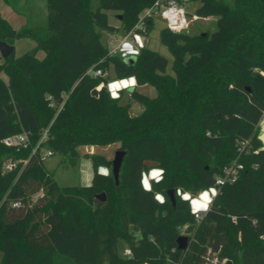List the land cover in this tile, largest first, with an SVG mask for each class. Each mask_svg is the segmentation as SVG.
<instances>
[{
    "label": "trees",
    "instance_id": "trees-1",
    "mask_svg": "<svg viewBox=\"0 0 264 264\" xmlns=\"http://www.w3.org/2000/svg\"><path fill=\"white\" fill-rule=\"evenodd\" d=\"M157 1L165 2L6 0L27 23L15 29L0 15V40L36 44L0 62V264H264V0H178L198 2L188 16L213 17L216 29L163 27L172 62L146 45L134 62L111 53L105 33L147 34L155 15L146 16V29L136 25ZM110 70L157 94L133 87L114 98ZM132 100L141 113H131ZM24 132L27 146L5 144ZM113 143L126 151L119 183L102 154H84L93 165L91 187L62 186L45 164L47 150L68 160L80 157L79 146ZM155 168L163 178L146 191L142 174ZM213 187L197 220L177 190L193 198ZM181 228L186 248L178 246Z\"/></svg>",
    "mask_w": 264,
    "mask_h": 264
},
{
    "label": "rangeland",
    "instance_id": "rangeland-1",
    "mask_svg": "<svg viewBox=\"0 0 264 264\" xmlns=\"http://www.w3.org/2000/svg\"><path fill=\"white\" fill-rule=\"evenodd\" d=\"M33 1H35V0H33ZM183 5H184L187 12L193 14V13H195L196 7L199 5V3L198 2L185 1L183 3ZM41 6L44 7L42 4H41ZM111 20L114 23H117V24L119 23V20L112 14H111ZM153 22H154L153 26L149 29L147 34H145V33L144 34L139 33V34L143 35L144 37H147V39L149 40L147 44L149 45L150 48L157 50L161 54L167 56L169 58L170 62H172V59H173L172 54H171L169 48L161 42V38H160V31L163 27L166 26V21L160 15H157L154 17ZM215 29H216L215 19L202 18L201 17L199 19L193 20L191 22L189 28L186 30V32L195 34V33H200L202 31H206V30L213 31ZM138 37H132L133 42L130 39L126 43H128V44L132 43L136 48L137 47L140 48L139 44L141 42L138 39L136 40V38H138ZM110 38H111V36L108 33H105L104 41L109 42ZM15 44H16L15 45V55L20 56L23 53H25L26 51L32 49L35 46L36 42L31 38H21V39H17ZM124 44L121 46L119 54H123ZM129 56H131V55H127V57H129ZM169 70L172 71L171 65L169 66ZM112 74H113V71H111V74H110L112 82H115V80H117V81L118 80H126V81L128 80V78H124V79L114 78ZM3 77L5 79H7V76H3ZM111 84H113V83H110V85ZM140 91L143 93H146L148 95H151V96L156 95L155 87L152 85H149V84H146L145 88L140 89ZM113 92H115V91H113ZM132 104L133 105L131 107V113L133 115L139 114L141 111L136 109L137 107L135 106V104L139 105V107H141L142 104L135 101V100H132ZM260 137L264 143V118L260 122ZM119 147H120V143H113V144H107V145H101V144L82 145V146H79V148H78V150L80 152V157L78 158L79 160L76 163L71 162L69 159L65 160L61 154H52V155L48 156V158L45 161V164L50 171L54 172L55 178L57 179V181L60 185H62V186L85 185L84 180H83V173H84L83 162H84L85 156L83 154L88 153V152H93L96 154L105 155L109 159H113L115 156L116 150L119 149ZM90 148H91V151H90ZM11 162H14V161L11 160L8 163H11ZM211 189L216 190V188L213 187V188L208 189L210 195H211V191H210ZM179 192L182 194V196L185 193H187L190 197L192 196V193L189 191H186V192L179 191ZM199 196L200 195H198L197 197H193L192 199H197ZM201 212H205V211H201ZM181 232L183 234H185L184 228H181ZM122 245L123 246L125 245L124 241L122 242Z\"/></svg>",
    "mask_w": 264,
    "mask_h": 264
},
{
    "label": "built area",
    "instance_id": "built-area-1",
    "mask_svg": "<svg viewBox=\"0 0 264 264\" xmlns=\"http://www.w3.org/2000/svg\"><path fill=\"white\" fill-rule=\"evenodd\" d=\"M148 15H160L165 21L166 25L175 32H183L186 31L191 22L195 19L200 18L197 15H194L190 18L187 14V11L183 4H181L178 0H165V2L157 1L151 7L146 8L142 13V18L137 23L136 28L144 30L147 28V20L146 16ZM135 30L129 31L125 35L117 36L116 34H111L112 38L109 40L110 52L113 54L119 53L121 46L130 40L135 34H137ZM93 75H101L103 74L101 69H90L89 71ZM48 129L44 130L43 137L40 140L37 147L34 148L33 152H35L40 145V143L46 138ZM6 145L9 146H27L30 142L29 133L24 132L14 136H9L4 139ZM46 155H51L52 150H47ZM15 165V162H11L7 164V168H11ZM222 182V178H218L217 184ZM19 203H14V205H18ZM204 212L195 213V217L197 220L201 219ZM125 254L131 255V250L126 248L124 250ZM214 264H221L217 260H215Z\"/></svg>",
    "mask_w": 264,
    "mask_h": 264
},
{
    "label": "crops",
    "instance_id": "crops-1",
    "mask_svg": "<svg viewBox=\"0 0 264 264\" xmlns=\"http://www.w3.org/2000/svg\"><path fill=\"white\" fill-rule=\"evenodd\" d=\"M46 11V10H45ZM0 15H1V17L2 18H4L6 21H8L11 25H12V27L13 28H15V29H19L20 27H22L23 25H25L26 23H27V18H26V16L25 15H23V14H20V13H18L17 11H15L14 9H13V7H11L7 2H6V0H0ZM207 18H211V19H214L213 17H207ZM199 19V18H198ZM112 21V20H111ZM113 22V21H112ZM119 24V23H118ZM117 36H121L120 34H116ZM111 36V38H112V35H110ZM139 36V37H138ZM133 37H138L139 38V40H140V44H139V47H141V46H149L147 43H148V39H147V37H144L143 35H140L139 33H137V34H135ZM110 38V39H111ZM109 39V40H110ZM131 39V41L133 42V40H132V37L130 38ZM136 40H137V38H136ZM16 43V40H15V42H14V46L16 45L15 44ZM131 45V47H132V51H128L127 49H124V52H123V54H121L122 56H124V57H127V55H136L137 54V52H138V47L136 48L132 43L130 44ZM126 51V52H125ZM0 54H1V52H0ZM38 56L40 57V58H43L44 56H45V52L44 51H39V53H38ZM3 56L2 55H0V62L3 60V58H2ZM111 71L112 70H110L109 71V75L111 74ZM113 75V77H114V73L112 74ZM3 76H6V75H4L3 74ZM111 76V75H110ZM126 80H115V82H119L120 83V87L119 88H111L110 89V87H109V85H110V83H114V82H112V80H110V82L108 83V87H109V89H110V91H111V93H112V95H113V91H115V93H116V96H119V91L121 90V89H131V88H133V87H137L139 90L140 89H144L145 88V86H146V84L145 85H137V81H136V78H135V83L133 84V85H125V82ZM156 94H157V90H156ZM153 95V94H152ZM151 96V95H150ZM153 96H155V95H153ZM133 105V104H132ZM135 106L137 107L136 109H138V110H140L141 112L143 111V109H144V107H143V105L141 106V107H139V105H136L135 104ZM132 107V106H131ZM140 108V109H139ZM140 112V113H141ZM90 151H91V148H90ZM85 153V152H84ZM88 153H93V152H88ZM84 155V154H83ZM79 158V157H78ZM77 158V161L79 160ZM76 161V162H77ZM89 164H90V167H89ZM156 169V168H155ZM153 170V169H152ZM151 170V171H152ZM83 171H84V173H83V180H84V183H85V173H89L90 174V176H91V182H92V179H93V174H94V170H93V165H92V162H91V160L89 159V158H84V162H83ZM150 171V172H151ZM149 172V173H150ZM147 175V174H146ZM151 179H154V178H151V177H149V184H150V186H151ZM206 191H208V190H206Z\"/></svg>",
    "mask_w": 264,
    "mask_h": 264
},
{
    "label": "clouds",
    "instance_id": "clouds-1",
    "mask_svg": "<svg viewBox=\"0 0 264 264\" xmlns=\"http://www.w3.org/2000/svg\"><path fill=\"white\" fill-rule=\"evenodd\" d=\"M139 40V38H137ZM124 49H127L128 51H132V47L130 44L125 43L123 46ZM125 85H133L135 83V77H130L128 78L127 81L124 82ZM110 89L111 88H119L120 83L119 82H114L113 84L109 85ZM113 97L116 98V93L113 92ZM90 167V164H89ZM163 169H153L150 173L147 175H143V179L141 180V184L144 187L146 191H151V186L149 184V177L156 179L157 182H159L163 178ZM98 172L102 176H108L109 175V169L106 168L103 165H100L98 168ZM85 186L86 187H91V176L89 173H85ZM179 189L177 190V193L179 194ZM211 195L209 194V191H204L200 194V196L197 199H192L187 193L183 195L184 200H189L191 207L193 209L194 214L198 213L200 211H208L209 205L212 202V197L216 195V190L211 189ZM155 199L163 204L164 203V197L160 194H157Z\"/></svg>",
    "mask_w": 264,
    "mask_h": 264
},
{
    "label": "water",
    "instance_id": "water-1",
    "mask_svg": "<svg viewBox=\"0 0 264 264\" xmlns=\"http://www.w3.org/2000/svg\"><path fill=\"white\" fill-rule=\"evenodd\" d=\"M119 16L121 17V15H119ZM202 34H206V32H203ZM14 49H15V46L13 44H11L5 40H0V52L4 58L11 55L13 53ZM135 59H136V55L125 57V60L127 62H134ZM125 154H126V151L119 148L116 150L115 156L112 159V173L114 175L116 183H119L120 171H121V167L123 164ZM69 160L73 163L74 162L76 163L77 158L76 157H70ZM168 194H169L171 200L173 201V203H175L176 202L175 191L173 189H171L168 191ZM97 197L99 199L105 200L106 194L101 193V194H98ZM188 241H189V237L186 234L180 235L177 239L179 248H186L188 246ZM211 247H212L213 252H218L220 250V245H219V242L217 240L215 241V243H213L211 245ZM225 264H233V261L227 260L225 262Z\"/></svg>",
    "mask_w": 264,
    "mask_h": 264
}]
</instances>
